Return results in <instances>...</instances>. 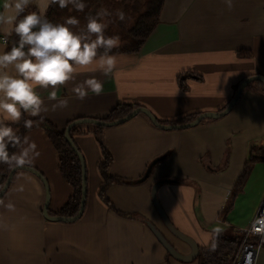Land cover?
Returning <instances> with one entry per match:
<instances>
[{
  "label": "crops",
  "instance_id": "crops-1",
  "mask_svg": "<svg viewBox=\"0 0 264 264\" xmlns=\"http://www.w3.org/2000/svg\"><path fill=\"white\" fill-rule=\"evenodd\" d=\"M5 2L0 0V10ZM40 3L32 0L25 12H38ZM10 36L0 33L6 49ZM113 54L118 64L110 74L81 71L59 86L58 99L69 101L66 108H54L55 102L47 101L50 89H40L48 111L42 119L25 116L33 127L17 129L37 145L31 167L48 180L51 215H60L75 188L60 169L46 124L65 131L76 119L107 120L122 104L149 108L166 124L222 111L244 79L264 75V0H233L230 9L224 0H164L143 45ZM90 77L102 81L104 91L77 98L73 89ZM74 128L72 138L87 170L82 216L74 222L47 219L44 183L18 169L0 201V264H199L168 250L160 235L182 255L194 251L167 226L160 208L200 253L217 235L214 228L218 235H232L250 226L264 199L259 81L245 88L228 114L192 127L162 129L139 114L114 126ZM104 149L111 160L102 167ZM256 264H264V246Z\"/></svg>",
  "mask_w": 264,
  "mask_h": 264
},
{
  "label": "clouds",
  "instance_id": "clouds-1",
  "mask_svg": "<svg viewBox=\"0 0 264 264\" xmlns=\"http://www.w3.org/2000/svg\"><path fill=\"white\" fill-rule=\"evenodd\" d=\"M32 0H6L0 10V33L18 40L6 49L0 44V164L11 168L31 166L39 156L35 142L21 136L14 125L25 117L43 118L48 111L40 89L48 92L47 101L54 108H66L69 101L58 99V88L73 81L81 71H100L108 75L116 68L118 57L113 49L120 46L118 35L108 36L112 13L104 8L87 16V23L79 28L80 20L69 16L63 22L47 18L48 8L72 6L84 12L86 0H41L39 11L24 14ZM230 9L233 0H224ZM116 19L123 22L126 14L118 10ZM103 82L90 77L77 85L73 92L84 99L89 92L100 95ZM33 119H23L25 129L33 127ZM18 149V150H14ZM252 235L264 236V213L255 216L249 226ZM217 235L219 228H214ZM215 239L209 241V250L215 251ZM248 264H252L251 258Z\"/></svg>",
  "mask_w": 264,
  "mask_h": 264
},
{
  "label": "trees",
  "instance_id": "trees-1",
  "mask_svg": "<svg viewBox=\"0 0 264 264\" xmlns=\"http://www.w3.org/2000/svg\"><path fill=\"white\" fill-rule=\"evenodd\" d=\"M163 4H164V0H151L150 1V6H149L150 9L145 15V19L143 18L142 20L144 24L146 25L145 28H143V24H140L139 27L133 30L134 37L139 40V43L137 46L138 48H136L133 51H137L143 45V43L145 42L149 34L154 30V28L158 24L160 15L162 12ZM57 8H59L58 5L51 6L50 11L47 14V18L49 20L51 19L55 9ZM27 13L28 12L26 11L24 14H27ZM17 40H18V37L13 33L10 36L11 43H9V49ZM239 86L240 84L236 88L238 89ZM237 89H236V92H237ZM137 107L138 105L122 104L109 115L107 120L121 119L122 117H125L130 112H132L134 108H137ZM197 116L198 115H192L191 117H186L184 119L179 120L178 123H185V122L191 121L195 119ZM146 117L148 118L147 115ZM207 119H211V118H206L204 120H207ZM14 127H16L17 129L18 128L22 130L24 129L23 124L14 125ZM74 127L73 129H75ZM46 129H47V132L50 138H52V141L54 142V144L56 145L60 153V169L63 175L65 176V178L68 180V182H70L75 188L74 196L65 205L62 211H60L58 214L75 215L79 211L80 202H81V194H82L81 192L82 190V178H81L82 168L80 164L81 161L77 153L72 149L71 145L67 141L66 136H65V131H61L54 124L49 123V122L46 124ZM98 139L100 140V142H102L100 135H98ZM14 150H17V149H14ZM104 154H105V159L101 163L102 167L105 166L111 160V155L106 149H104ZM11 169L12 168L9 167L7 164H0V190L3 187L5 180L7 179L8 174L11 171ZM243 237H244V233L242 231L239 232L238 230L232 235H229V234L216 235L214 238L216 245H217L215 248V251H210L209 248L203 251H200V253L196 257L198 259L199 264H232L235 254L237 252V249L239 247V243H240L239 240L243 239ZM231 244L237 247L233 249V247L230 246ZM223 248L227 250L225 251V255L221 256V258L223 259H220L217 252H221Z\"/></svg>",
  "mask_w": 264,
  "mask_h": 264
},
{
  "label": "water",
  "instance_id": "water-1",
  "mask_svg": "<svg viewBox=\"0 0 264 264\" xmlns=\"http://www.w3.org/2000/svg\"><path fill=\"white\" fill-rule=\"evenodd\" d=\"M255 81H261L264 85V75H251L249 77H247L246 79H244V81L240 84L239 88L237 89L236 94L234 95V97L232 98L231 102H229V104L227 105V107H225L222 111L219 112H202L200 113L195 119L185 122V123H172V124H166V123H162L158 120V118L149 110V108H146L144 106H139L137 108H134V110L132 112H130L128 115H126L125 117H122L121 119H115V120H103V119H96V118H82V119H76L74 121H72L68 127L65 130V136L67 141L69 142V144L71 145L72 149L77 153L80 161H81V168H82V194H81V202H80V208L77 214L75 215H51L49 212V204H50V186L48 183V180L44 177V175L39 172L37 169L31 167V166H21L19 168H12L11 171L8 174L7 179L5 180V183L3 185V187L0 190V201L2 199V197L4 196V194L7 192L12 179L16 173V171L18 169H27L31 172H33L34 174H36L38 176V178H40L42 180V182L44 183L45 186V192H46V199H45V205H44V215L46 216L47 219L50 220H54V221H64V222H74L76 220H78L85 209V205H86V200H87V170H86V162H85V158L84 155L82 154V152L79 150L78 146L76 145V143L74 142L73 138H72V128L80 123H93L99 126H114L117 124H121L124 123L128 120H131L132 118H135V116L139 115V114H145L148 116V118L157 126L160 127L162 129H178V128H188V127H192L195 126L197 124H199L200 122H202L204 119L206 118H218L221 116H224L226 114H228L231 110L232 107H234V105L237 103V101L239 100L240 96L242 95L243 91L245 90V88L251 84L252 82ZM158 188V186L156 187ZM155 189L154 191V195H156V191L157 189ZM161 214L164 216L165 219V223L167 224V226L173 231L174 234H176L178 237L186 240L187 242H189L194 251L191 255H182L179 253V251L169 242H167V240L162 237V241L164 242V244H166V247L168 248V250L171 252L172 255H174L176 258L178 259H183V260H193L194 258H196L199 254V248L197 243H195L194 239L189 237L188 235L184 234L182 231H179L168 219V217L166 216V214L164 213V211L160 208Z\"/></svg>",
  "mask_w": 264,
  "mask_h": 264
},
{
  "label": "rangeland",
  "instance_id": "rangeland-1",
  "mask_svg": "<svg viewBox=\"0 0 264 264\" xmlns=\"http://www.w3.org/2000/svg\"><path fill=\"white\" fill-rule=\"evenodd\" d=\"M150 1L151 0H86L87 7L84 12L76 11L71 5L64 9L57 8L55 9L50 21L63 22L64 19L69 16H76L80 20L79 28H83L87 23L88 15L94 14L96 11L106 8L112 13V22L106 30V35H118L121 41L120 46L113 49V53H129L138 48L137 46L139 40L134 37L133 30L139 27L140 24H143V28H145L146 25L142 20L143 18L145 19V15L150 9ZM118 10H121L126 14L125 21L121 22L116 19L115 14ZM242 240L243 239L239 240V247ZM230 246H232L233 249L237 247L233 244ZM226 250L227 249L223 248L221 252H217L220 259H223L221 256L225 255Z\"/></svg>",
  "mask_w": 264,
  "mask_h": 264
},
{
  "label": "built area",
  "instance_id": "built-area-1",
  "mask_svg": "<svg viewBox=\"0 0 264 264\" xmlns=\"http://www.w3.org/2000/svg\"><path fill=\"white\" fill-rule=\"evenodd\" d=\"M260 213H264V199H262L255 216ZM241 231L244 233V237L235 254L233 264H248L249 258H251L252 264H256L258 252L264 246V236L252 235L249 226Z\"/></svg>",
  "mask_w": 264,
  "mask_h": 264
}]
</instances>
